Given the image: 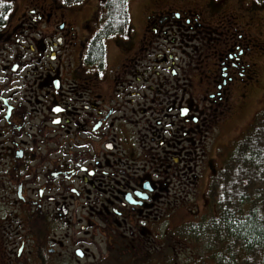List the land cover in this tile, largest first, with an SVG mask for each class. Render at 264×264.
<instances>
[{
    "label": "flooded vegetation",
    "instance_id": "af4514ba",
    "mask_svg": "<svg viewBox=\"0 0 264 264\" xmlns=\"http://www.w3.org/2000/svg\"><path fill=\"white\" fill-rule=\"evenodd\" d=\"M106 1L0 0L3 212L43 221L68 264H165L170 241L182 264H230L215 185L253 127L223 141L258 82L263 9L160 3L139 26Z\"/></svg>",
    "mask_w": 264,
    "mask_h": 264
},
{
    "label": "trees",
    "instance_id": "16d2710c",
    "mask_svg": "<svg viewBox=\"0 0 264 264\" xmlns=\"http://www.w3.org/2000/svg\"><path fill=\"white\" fill-rule=\"evenodd\" d=\"M107 4L117 7L110 9L112 20L128 19L127 0H107ZM215 190L220 209L225 208L231 244L237 247L231 251L232 264H264V112L237 144Z\"/></svg>",
    "mask_w": 264,
    "mask_h": 264
},
{
    "label": "rangeland",
    "instance_id": "374dc122",
    "mask_svg": "<svg viewBox=\"0 0 264 264\" xmlns=\"http://www.w3.org/2000/svg\"><path fill=\"white\" fill-rule=\"evenodd\" d=\"M160 1V2H159ZM188 0H127V12L128 19L132 17L133 21L136 22L140 26L143 20H145L146 15L149 13L151 9H159L160 7H164L166 5H181L182 2ZM191 2L195 0H190ZM235 2V0H229L228 3L225 5L227 8L229 5ZM259 4V8L263 9L260 13L256 15L261 16L260 18V27L256 26L262 32V42L264 43V0H253ZM96 3V0H95ZM160 3H164V6ZM192 6L195 7L193 3ZM111 17V13H108V18ZM221 15L217 19L220 21ZM137 25V26H138ZM264 46V45H263ZM262 49L264 47L261 46ZM257 59L259 60L258 64V82L253 84L250 88L247 89V97L244 99L246 102L240 103L239 115L237 120L235 121V128H230L228 131L224 133L223 141L226 143L230 138L236 136L238 134V128L244 130L248 125H251L252 122H256V119L259 114L264 111V50L262 53L258 51ZM255 55V54H254ZM257 73V74H258ZM242 137V136H241ZM6 205L0 204V264H68L65 260H63L59 255L55 257H50L48 252L45 250H41V247L44 249V243L46 240L49 239V230L47 231L46 226L43 224L41 225H30V227L25 226L21 223L19 219H14L9 215H6L3 211ZM37 222L36 224H38ZM59 226V223L57 224ZM56 226V227H57ZM15 230L17 232L15 233ZM19 233V234H17ZM33 234V235H32ZM31 235L38 239L39 241V248L41 253L44 254L42 256L40 253H30L29 251L32 250L33 245L36 243L31 241ZM27 241V248L23 250L20 256L16 255L19 248L21 247L20 243L23 240ZM175 240V239H174ZM172 240V241H174ZM231 240V238H230ZM190 241L192 243L194 241ZM172 242H168L164 250H161L163 257L165 258V264H182L191 257V250H178ZM197 244H203V242L197 241ZM38 247V244H36ZM171 245V246H170ZM201 246V245H199ZM204 246V245H203ZM46 247H50L47 245ZM236 246H232L231 250H236ZM202 256L206 254V251L200 248V252H198ZM152 262L155 263V258L152 257ZM236 263V262H235ZM239 264H245L246 261H240ZM77 264V263H74ZM82 264H84L82 262ZM156 264V263H155ZM232 264V259H231Z\"/></svg>",
    "mask_w": 264,
    "mask_h": 264
},
{
    "label": "snow or ice",
    "instance_id": "6c2138e0",
    "mask_svg": "<svg viewBox=\"0 0 264 264\" xmlns=\"http://www.w3.org/2000/svg\"><path fill=\"white\" fill-rule=\"evenodd\" d=\"M81 2H82V0H77V3H81ZM125 2H126V0H125ZM5 19H7V17H5ZM55 110H56V111H60L59 108H57V109H55ZM184 112H187V109H183L181 114H183ZM109 147H111V145H109ZM146 186H147V185H146Z\"/></svg>",
    "mask_w": 264,
    "mask_h": 264
}]
</instances>
